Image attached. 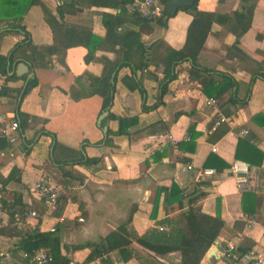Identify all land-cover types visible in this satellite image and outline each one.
I'll return each instance as SVG.
<instances>
[{"label":"crops","instance_id":"0c3cea01","mask_svg":"<svg viewBox=\"0 0 264 264\" xmlns=\"http://www.w3.org/2000/svg\"><path fill=\"white\" fill-rule=\"evenodd\" d=\"M42 2L62 22L57 7L71 4L73 0ZM83 3L80 11L66 16L65 22L73 27L70 34L60 28L54 32L39 4L33 5L22 20L35 45H54L59 51L51 58L39 59L34 68L25 60H17L9 74L16 78L0 79L5 91L11 90L8 96L0 91V120L6 123L18 120L23 131V137L11 151L0 154V178H8L15 167L20 169L15 181L4 185L0 180V194L11 192V203L20 197L22 205L40 210L44 215L40 229L59 233L71 264H181L179 251L155 255L133 241L129 252L123 254L120 250L107 252L99 245L102 238L130 217L139 235L150 229L160 231L159 226L161 231H168L161 222L175 217L176 213L169 211L164 192L159 193L158 207L152 213L158 189L170 188L175 183L185 194L194 190L206 193L200 202L205 214L216 216L220 204L226 227L209 250L212 254L208 252L200 264H246L264 251V78L255 76L254 82L250 81L255 71L264 66V0H198L200 10L216 12L222 19L212 24L198 56V65L209 72L194 79L189 75L190 61L177 64L176 77L168 83L162 97L159 81L164 78V67L160 60L165 48L184 47L193 15L185 7L180 8L166 22V28H162L155 21H143L133 15L118 5V0ZM253 3L250 28L240 36L238 49H232L236 40L232 31L235 14ZM104 13L115 19L109 33L103 23ZM7 28V24L0 23V31ZM23 38L22 32L3 35L0 38L2 54L8 57ZM157 40L161 41L160 47L154 46L153 54L149 51L144 58L140 43L148 48ZM86 44L95 47L94 59L87 64L84 62L88 54ZM127 49L131 53L130 63L126 61ZM148 58L151 59L148 66L133 74V65ZM46 61L50 62L49 68L45 67ZM21 62L30 65L27 77L13 74ZM121 63L127 66L117 69L115 91L102 118L103 112L96 114L106 95L104 90L89 99L73 100L72 91L84 96L90 89L87 79L78 82V77L86 73L105 76L112 65ZM215 72L227 73L237 83L224 95L214 96L218 98V109L229 120L216 128L215 111L203 102L212 97L205 92L209 80L216 85L221 82ZM154 74L157 79L150 76ZM110 75L112 78L114 73ZM31 76H37L39 83L19 102L17 94L25 89ZM131 76L142 83L145 93L124 85L122 79ZM104 86L105 83L100 87ZM143 105L153 107L143 110ZM108 112L116 117L102 125L104 139L98 143L103 136L94 124L100 126ZM119 117L126 120L123 134L117 133L121 127ZM108 130L112 131L110 143L99 148L108 139ZM46 131L56 136L45 134ZM245 131L247 134H243ZM240 139L243 141L238 151L241 158L235 156ZM83 146L87 157L99 158V161L88 167L76 164L74 167L84 177L83 182L69 183L63 179L59 167L51 163V158L79 156ZM256 151L262 153V164L246 166L251 174L250 192L257 196L258 206L256 213L248 215L241 203L244 192L238 190L231 167L234 161L244 163L242 158L249 159L251 155L258 159ZM208 158L210 166L205 168ZM204 170H213L215 174L203 175ZM47 176L54 177L65 190L54 213L48 212L29 189L32 181ZM250 217L256 219V224L246 228L245 220ZM31 221L35 223L34 219ZM19 229L12 223L0 227V264H28L24 258L26 251L21 247L25 228ZM232 240L242 248H250L251 255L240 263L225 255ZM91 255L93 259L87 262Z\"/></svg>","mask_w":264,"mask_h":264},{"label":"trees","instance_id":"16d2710c","mask_svg":"<svg viewBox=\"0 0 264 264\" xmlns=\"http://www.w3.org/2000/svg\"><path fill=\"white\" fill-rule=\"evenodd\" d=\"M85 0H73L70 4L63 3L59 5L58 14L62 18V22L58 20L57 15H54L53 11L49 8H46L42 0H0V23L7 24L8 28L3 29L0 31V38L3 35L8 33H24V38L19 41L14 49L12 50L11 54L6 57L2 54L0 49V73L6 76L7 80H14L16 76H9L11 72L12 65L17 60H25L32 64L33 68L36 66L37 61L39 59L44 60L46 58H51L54 56L58 51L59 48L57 46H37L33 43L31 39V35L29 31L26 29V26L22 23L27 12L31 9L33 5H41L44 8L47 23L55 32L57 28L66 30L67 34L72 33L73 27L68 25L65 22L66 16L69 13H73L74 11H80L82 6H84ZM130 0H118V5L127 8L126 4ZM162 4L166 6L169 0H161ZM198 0H194V3L189 6L185 7L184 10L189 11L193 15L192 21H190L187 32H186V40L184 43V47L181 49H171L165 48L164 57L161 58L160 63L164 67V78L163 80L159 81V86L161 89V97L167 92L168 83L175 79L176 72L175 66L184 61H190V69L189 75L194 79H200L201 74H207L209 71L207 69H202L197 63L198 56L200 52L204 48V43L206 38L210 32V28L214 21L221 22L222 19L220 15L216 12L209 13L203 12L198 8L197 5ZM70 7L75 8L74 10L70 9ZM255 5L253 3L252 6L249 8L244 7L243 10L238 11L235 14V21L233 22L232 31L235 33L236 40L230 48L238 49L239 38L243 34L247 32L250 28L253 14H254ZM141 18V17H140ZM171 18L165 11L162 16L156 18L155 20H146L141 18L143 21H155L156 24L161 26L162 28H166V22ZM114 18L108 14H103V23L106 25L107 32L109 33L111 26L114 27ZM64 21V22H63ZM130 38H132L130 36ZM159 42H153L148 48L144 44L140 43V47L142 50V54L144 58L148 55L147 53L151 51L150 54H153L154 46L160 47ZM88 48V54L85 57L84 62L87 64L94 59V50L95 47L89 44H86ZM153 49V50H152ZM133 50V49H132ZM126 61L130 63L131 60V53L130 49L126 51ZM151 60V59H150ZM149 58L146 60H142L140 63L133 65L132 73L135 74L137 69H145L148 64L150 63ZM126 63L121 64H114L111 66L110 72L105 76H92L89 73H86L84 77H78L76 80L81 82L82 78H86L89 82L90 89L87 90V93L83 95L75 94V91H72L73 100H85L96 96L100 90H104L106 95L102 99L100 103L99 109L97 111L96 116L101 114L103 111L107 110L111 99L113 97V93L115 91V86L113 83L116 79L117 69L120 67H126ZM45 67H50V62H45ZM264 66L259 67L255 73L252 75L251 82H254L255 76H260L264 78ZM111 73H114L113 77L111 78ZM217 75L220 76L221 82L216 85L213 81L209 80L207 86L205 88V92L209 96H217L220 97L224 95L227 91L231 90L234 86H237L236 81L233 77L224 72H215ZM214 73V74H215ZM213 74V73H212ZM153 78L157 79L154 75H150ZM24 77H27L24 76ZM125 86H127L131 90L139 89L142 93H145V89L142 86V83L139 80H134L131 76L129 78L125 77L122 79ZM39 83L37 76H31L28 78L27 85L25 89H21L17 94V99L19 102L26 97V95L33 89V87L37 86ZM105 83L104 87H100L101 84ZM65 89V88H64ZM66 91V89H65ZM4 93V96H8L11 93V90L1 91ZM233 99V98H232ZM151 107L142 106L143 110H148ZM116 116L108 112V114L102 119L100 126H96L94 124L96 131L101 134V137L98 140V143H101L104 139V135L102 132V125L111 118H115ZM119 119V126L120 129L117 133H125L124 124L126 122L125 119ZM16 120V118H15ZM45 134H50L56 136L49 131H46ZM112 135V131L108 130L107 137L108 139L101 145L102 148L110 143V136ZM23 137V131L21 128L20 137L17 141ZM10 143L3 135H0V154L1 153H8L11 151L13 146L17 143ZM243 142L241 139L237 142V150H236V157L241 158L239 155V143ZM57 148V145L54 149ZM86 146L82 147V153L80 152L79 156H73L66 159H55L54 157L51 158V163L59 167L62 172V177L65 180H68L69 183L74 181H82L84 177L80 175V173L75 169L76 164H82L83 166H90L96 164L99 161V158H89L86 156ZM255 153V152H254ZM259 158L255 159L252 158L245 159V164L249 166H257L261 165L262 163V153L260 151H256ZM209 158L205 162V168L210 166L208 162ZM20 169L14 168L13 172L8 178H0L1 182L4 185H7L17 179L16 175ZM65 191V190H64ZM165 193V203L167 207H169L170 212H175L176 215L173 218H169L165 221H162V224H165L168 227V231H156L155 229H150L145 234L139 235L137 234L133 226L131 225V219H127L121 225L119 224L114 230L110 231L104 238L99 241V245L104 247V250L113 251V250H120L123 254L125 251H128L130 244L134 241L136 244L143 246L148 251L153 252L155 255L165 256L170 253L180 252L181 253V264H200L201 261L205 258L206 254L209 252L211 247L214 245L215 241L217 240L218 236L226 227L225 221L223 220L220 214V204L218 205V212L216 216H211L205 214L202 210L203 205L200 202L206 197V193L200 192L199 190H194L190 193H183L182 189L172 183L170 188H159L156 193V198L154 202V211L157 209V199L159 193ZM1 193V192H0ZM2 195V194H1ZM63 197L60 199L61 200ZM2 203L4 208H6L7 212L10 214L12 218H14L18 213H24L25 211L32 210L35 208H29L27 206L22 205L20 197L16 199L14 202L6 201L5 197H1ZM59 202V203H60ZM241 203L243 206V211L245 214L252 215L257 211V196L254 192H244L241 197ZM80 206L82 204L80 203ZM84 207V206H82ZM41 219L37 223V226L33 229H25L22 232L23 240L21 243V247L26 252H29L31 255L35 250L38 249H47L50 251L51 255L53 256V261L51 264H71V258L64 253L63 246L61 243V237L59 233L55 230L53 232H42L40 229ZM250 248H242L240 246L237 247L238 258L234 261L240 263V261L246 258L247 254L249 253ZM125 252V253H127ZM128 258L131 257V253L127 256ZM126 257V258H127ZM93 259V255L89 256V259L86 261L89 262Z\"/></svg>","mask_w":264,"mask_h":264},{"label":"built area","instance_id":"2783aa9c","mask_svg":"<svg viewBox=\"0 0 264 264\" xmlns=\"http://www.w3.org/2000/svg\"><path fill=\"white\" fill-rule=\"evenodd\" d=\"M126 7L133 15H137L146 20H155L156 18L162 16L166 8V6L162 4L161 0H130L126 4ZM0 79L5 81L6 76L0 73ZM3 90V84L0 83V91ZM203 102L206 107L215 111L216 121L214 122V128L219 126L222 122L229 121L228 117L224 116L218 109V98L209 97ZM20 134L21 128L18 120L9 123L0 120V135L6 137L8 142L15 143L20 137ZM243 134H247V132L245 131ZM188 167L191 168L190 165ZM231 170L237 179L236 183L240 192H248L252 190L250 186L251 174L246 164L241 163L240 161H234L232 163ZM213 174H215L213 170L203 171V175L206 176ZM29 189L32 195L37 200L42 201L44 206L47 207L48 212L52 213L58 210L60 199L65 193L63 186L59 183L57 184L51 176L42 177L32 181L29 185ZM1 197L2 195L0 194V227L2 228L11 225L12 223L18 229H33L37 226L39 220L44 218V215L38 209L18 213L14 218H12L6 208H4ZM32 219L35 220V223H32ZM245 223V227L250 228L252 225L256 224V219L253 217L246 218ZM159 229L160 231L163 230L160 226ZM237 247L238 245L235 241H229L225 250V255L233 259L238 258ZM248 255L251 254L249 253L247 256ZM24 258L28 264H51L53 261V256L50 251L42 248L35 250L32 255L29 252H25ZM10 259L11 258L9 257L8 260ZM246 264H264V251L258 252V254L254 255L253 258L247 260Z\"/></svg>","mask_w":264,"mask_h":264},{"label":"water","instance_id":"95a60500","mask_svg":"<svg viewBox=\"0 0 264 264\" xmlns=\"http://www.w3.org/2000/svg\"><path fill=\"white\" fill-rule=\"evenodd\" d=\"M193 3H194V0H169L166 4L165 12L169 16L173 17L180 8L189 7ZM29 70H30V65L28 63L21 62L16 66L15 73L13 74H17L18 76L22 77L26 75L29 72ZM105 114L106 112H103L100 118H102ZM106 129L107 128H105V131ZM209 253L212 254V251H210Z\"/></svg>","mask_w":264,"mask_h":264},{"label":"rangeland","instance_id":"374dc122","mask_svg":"<svg viewBox=\"0 0 264 264\" xmlns=\"http://www.w3.org/2000/svg\"><path fill=\"white\" fill-rule=\"evenodd\" d=\"M54 180H55V178H54ZM4 197H5L6 201L11 202V192H9V194H5Z\"/></svg>","mask_w":264,"mask_h":264}]
</instances>
